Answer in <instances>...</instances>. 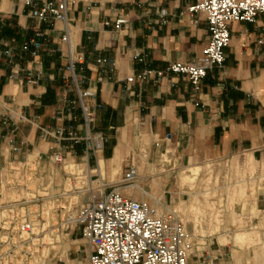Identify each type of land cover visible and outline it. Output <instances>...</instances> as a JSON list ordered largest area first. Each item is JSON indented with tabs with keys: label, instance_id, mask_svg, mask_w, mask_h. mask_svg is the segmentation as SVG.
<instances>
[{
	"label": "crops",
	"instance_id": "obj_1",
	"mask_svg": "<svg viewBox=\"0 0 264 264\" xmlns=\"http://www.w3.org/2000/svg\"><path fill=\"white\" fill-rule=\"evenodd\" d=\"M197 2L69 0L70 39L83 56L78 72L87 79L83 88L94 94L91 130L104 138L95 154L83 140L76 88L66 80L63 22L40 23L23 0H0V169L41 155L49 172L51 157L61 154L89 167L96 198L119 190L168 213L194 196L170 173H160L164 157L172 171L234 164L242 152L264 157V15L232 24L223 67L210 70L198 89L180 75H156L202 56L209 25L204 13L188 11ZM120 19L125 24L117 28ZM133 165L135 189L122 185ZM206 232L188 264H254L245 252L221 244L225 234Z\"/></svg>",
	"mask_w": 264,
	"mask_h": 264
},
{
	"label": "built area",
	"instance_id": "obj_2",
	"mask_svg": "<svg viewBox=\"0 0 264 264\" xmlns=\"http://www.w3.org/2000/svg\"><path fill=\"white\" fill-rule=\"evenodd\" d=\"M23 4L32 8L30 16L40 23L63 22L66 80L76 88L74 104L82 111L86 129L83 140L95 154L102 151L103 136L91 130L95 113L88 102L94 94L83 88L87 79L78 72L83 56L75 51L70 39L69 0H23ZM39 4L42 7H38ZM188 11L204 13L207 18L209 38L202 56L192 63H172L156 75L158 78L167 74L180 75L198 89L210 70L223 67L225 51L231 43L232 24L254 23L259 15H264V0H198ZM124 24L120 19L116 27ZM24 49L28 50V46ZM147 74L139 76V81L142 82ZM28 77L33 82L32 75ZM43 132L51 135L49 129ZM72 137L70 139H74ZM57 138L62 141L63 134L59 132ZM50 160L70 180H91L87 166L67 161L61 154H54ZM79 168L82 169L80 175L77 174ZM56 171L54 168L46 172L42 168L41 155L10 162L0 169V264H46L48 231L64 227L79 228L87 245L84 264H188L191 244L186 225L175 211L160 213L156 207L128 198L119 190L96 198L91 193L92 188L85 189L84 193L90 198L81 204L75 201L78 194L83 193L81 191L54 192L59 178ZM137 177V168L131 167L122 183L132 189L138 188Z\"/></svg>",
	"mask_w": 264,
	"mask_h": 264
},
{
	"label": "rangeland",
	"instance_id": "obj_3",
	"mask_svg": "<svg viewBox=\"0 0 264 264\" xmlns=\"http://www.w3.org/2000/svg\"><path fill=\"white\" fill-rule=\"evenodd\" d=\"M141 158L146 159L144 152ZM235 160L234 164L225 161L222 167L210 164L200 167L196 175L193 170L198 168L167 169L165 164L169 160L164 157L160 173H170L181 190L191 191L194 196L193 201L172 210L186 224L191 251L197 241L202 242L208 230L212 235L225 234L221 244L245 252L254 264H264V157L255 160L242 152ZM54 168L59 177L54 192L81 191L75 201L86 203L90 197L84 190L93 188V182L70 180L63 170ZM81 170L79 168L77 174L80 175ZM46 243V264H84L87 245L78 227L48 231Z\"/></svg>",
	"mask_w": 264,
	"mask_h": 264
},
{
	"label": "bare ground",
	"instance_id": "obj_4",
	"mask_svg": "<svg viewBox=\"0 0 264 264\" xmlns=\"http://www.w3.org/2000/svg\"><path fill=\"white\" fill-rule=\"evenodd\" d=\"M198 170H199V168L198 169H195V170H193V172H194V174H198ZM187 178H188V176H186Z\"/></svg>",
	"mask_w": 264,
	"mask_h": 264
}]
</instances>
